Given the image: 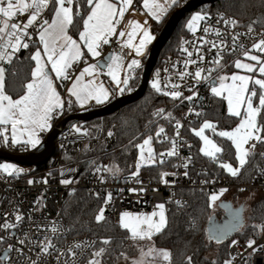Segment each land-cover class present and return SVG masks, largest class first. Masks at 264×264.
Segmentation results:
<instances>
[{
	"label": "built area",
	"instance_id": "obj_1",
	"mask_svg": "<svg viewBox=\"0 0 264 264\" xmlns=\"http://www.w3.org/2000/svg\"><path fill=\"white\" fill-rule=\"evenodd\" d=\"M31 9L23 14H18L11 22L25 23ZM208 17L201 21L195 32L187 34L182 43L174 52H170L163 57L162 63L157 71L160 81L161 95L165 92L179 91L182 93L180 98L174 99L177 108L176 121L183 126L178 129L180 135L176 136V121L173 123L171 130L165 129L160 140L167 143V146L159 151L166 153L171 147V140L178 141V157L167 156L159 157L167 164L174 160V163L167 170L160 173V181L153 182L150 177L139 173L138 177H133L131 173L113 175L111 172L104 171L103 166H109L107 161L94 162V157L83 158L81 162H69L66 155L71 151H94L98 146L102 150L95 153V157L104 156L111 152L117 144V136L112 133L109 135H95L90 133L86 128V122L65 124L56 138V149L48 162L49 166L33 174H12L0 171V226L7 220L8 223H16L15 228L5 230L0 227V257L1 254L8 250L12 245L13 250L9 251V260L2 261V264H31V261L37 260V254L40 252L39 245L46 242L45 237L50 239L55 245L51 249V254H41L38 264H85L89 253L96 245L97 239L94 236H75L72 229L62 214V208L67 196L75 194L77 191L84 189L90 194L104 197L102 207L105 212L111 214L115 223L119 224L121 214L127 211L141 212L143 215L159 212L158 204L165 205V216L168 220L167 204L169 201L183 202L185 197L177 192L184 188H196L208 190L211 193L225 191V199L228 195L241 192H264V156L257 166L254 177L249 182H237L227 176L211 174L205 163L190 162L189 167L185 169L183 164L188 162L186 158L192 157L190 142L186 138L185 127L194 126L203 116L204 111L208 108L209 102L216 95L211 91L213 81L217 80L218 72L225 70L230 64L234 63L238 57H242L244 51L264 53L253 49V43L264 38V28L253 27L254 31L249 33L248 26L238 24L236 28L225 25L223 19H235L233 15L221 11H204ZM203 12V13H204ZM48 8L43 10L36 25L30 27L28 32L30 39L25 37V41L30 43L38 33L39 23L44 19L50 21ZM223 18V19H222ZM208 30L205 32L204 29ZM219 30V35L217 34ZM236 33L241 35L236 36ZM235 37V43L234 38ZM187 41V43H185ZM223 42V43H222ZM213 43L216 45L213 47ZM242 46V47H241ZM99 49L103 53L110 52L128 61L131 56V48L120 43L115 38L107 44H100ZM187 49L188 51H184ZM234 49V50H233ZM188 52L193 55L189 57ZM217 53L222 57L220 64H214ZM203 56V60L199 59ZM194 60L196 63L185 64V61ZM78 65L74 64L69 72L72 76ZM198 68L205 69L201 74V79L197 80L194 73ZM208 69H213L211 72ZM181 73L189 75L181 76ZM204 77H207L206 79ZM218 82V81H217ZM175 86V87H173ZM195 93V95H194ZM171 97L169 95H165ZM192 96L189 101L185 97ZM172 98V97H171ZM66 101V106H68ZM191 110V111H190ZM200 113V115H196ZM204 123V122H203ZM202 125V124H201ZM201 125L198 128L199 130ZM79 129V130H77ZM7 135L11 137L9 130ZM245 145L249 148L250 144ZM259 142H256V150ZM0 150L12 154H28L36 150L31 145L5 144L0 138ZM3 158H0V163ZM101 170L98 172L97 168ZM187 171L188 176L183 173ZM167 172L170 175L162 178V173ZM175 173V175H171ZM103 178V179H102ZM71 181L69 184H62L61 180ZM33 183H29V181ZM47 181L46 183L44 181ZM140 182H137V181ZM167 180L168 183L163 181ZM144 188L146 191H139ZM137 189V191H131ZM112 194V199L105 203L108 193ZM232 200V198H229ZM228 199V200H229ZM19 213L23 219L19 222L15 220L16 214ZM158 220L157 217H153ZM58 228L56 233L51 231L53 226ZM146 227V226H145ZM24 240V244L19 243ZM236 244L230 246L231 264H264V231L260 232L259 238L256 239L252 248L247 246L237 238ZM80 244V248L75 245ZM72 248L76 252L73 258L68 249ZM22 249V253L16 251ZM56 249L59 250L56 251ZM253 249H257L253 251ZM60 252L64 255L60 256Z\"/></svg>",
	"mask_w": 264,
	"mask_h": 264
},
{
	"label": "snow or ice",
	"instance_id": "obj_2",
	"mask_svg": "<svg viewBox=\"0 0 264 264\" xmlns=\"http://www.w3.org/2000/svg\"><path fill=\"white\" fill-rule=\"evenodd\" d=\"M87 4L90 6V11L87 13L86 18L83 19V30L79 32V40L83 41L87 47L88 53L93 57L99 56L100 53L98 48L100 44L109 43V38L117 34V25L120 20L124 17L128 8L132 5L133 0H86ZM178 0H165V4H158L153 0L152 6L149 5V0H144V6L149 8L151 15L157 20H161V16L166 14L168 7L171 5H176ZM74 0H0V61L6 60L11 63L14 53L18 52L21 48L27 49L29 43L25 42V37L31 38L28 32L30 27L36 25L38 18L40 17L43 10L49 8L50 4L53 7L54 14L51 21L44 19L39 23L38 35L39 43L43 45V50L39 47L32 55L31 59L35 61L36 66L32 72V81L26 84V91L23 95L19 96L17 99H13L12 96L6 94L4 90V80H5V68L0 67V125L5 127L0 128V138L2 142L7 144L9 140L12 144H25L31 145L35 148L39 143L40 139L38 137V132H42L47 128L51 127L50 121L53 114L58 110L62 111L64 109V101L62 100L60 94L56 90L54 85V79L51 73H55V77L59 79H68L67 69L72 66L73 61L80 59L84 52L81 49L80 44L77 40L73 39L68 34L69 27L73 24V8L72 5ZM67 5V6H66ZM31 12L25 23L21 24L19 22L13 23L11 20L17 17L18 14H23ZM79 15V12L76 13ZM208 17V13L196 12L191 16L187 22V28L193 32L196 31V26L198 22L205 20ZM223 19V18H222ZM146 23V22H145ZM225 25H230L232 28H236L239 21L236 19H223ZM255 23V22H253ZM131 31L127 33L128 47H134L136 55H142L145 46L151 42L154 37L151 35L149 29L146 26L141 25L139 22L130 21ZM208 29L205 28L206 32ZM138 31H142V38L140 39L139 45L135 46L132 43V39L136 36ZM252 24L248 25V32H253ZM219 35V30H217ZM120 37H124L126 33L120 31L118 33ZM241 35L236 33V36ZM234 43H235V37ZM187 43V41L185 42ZM223 43V42H222ZM216 45L213 43V47ZM242 47V46H241ZM253 49L259 52H264V38L260 39L258 42L253 43ZM11 49V51H9ZM234 50V49H233ZM43 51V56H42ZM184 51H188L184 49ZM189 57L193 54L188 52ZM243 55L251 61L257 62L259 64L258 71L262 77H264V59L258 55H252L249 51H244ZM46 57V60L44 59ZM220 53H217V58L213 61L214 64L219 65ZM119 58L115 56H109L105 62V66L108 68V74L113 80L119 85L123 83L128 84V79L120 80L116 69L119 68L117 60ZM199 59L203 60V56ZM196 63L194 60L185 61V64ZM51 65L48 69V65ZM140 61L133 59L131 64L128 65L129 68L133 66H139ZM98 64H90L85 67L76 77L75 81L72 83L71 87L68 88V92L71 96L75 97L76 101L81 105H86L89 101L94 100L97 104L105 102L109 97V92L107 89L100 85L96 87L93 85V81H88L87 84L82 83L85 74L92 76L98 69ZM235 67L237 69H245L249 73H254L257 71L256 64L252 63H242L241 60L235 61ZM47 69V70H46ZM213 69H208L211 72ZM205 69L198 68L194 73L197 80L201 79V74ZM189 75V73H181V76ZM205 79L207 77H204ZM221 83L218 86H212L211 91L217 95L221 96L225 91H227V103L228 112L230 115L235 117H241V108H244V114L242 119L236 128L231 131H221L219 136L226 137L230 140L236 149L238 167H234L231 163H222L221 167L227 169L232 176H237L240 169L245 166L248 162L247 157L253 153L256 142L264 143V123H258V117L261 116L262 110H264V78H254L250 75H238L233 74L230 79L231 84H225L223 81L229 79V77L223 76L219 77ZM251 85V87H250ZM152 87L157 91H161V87L158 80H154ZM175 87V86H173ZM122 92L123 89H120ZM165 95L171 96L173 99L180 98L182 93L179 91L165 92ZM195 95V93H194ZM192 96L185 97V99L191 101ZM254 98H258V106H254ZM72 101H68V106L71 107ZM191 111V110H190ZM165 113V109H157L155 115H162ZM200 115V113H196ZM165 118H172L171 113L167 114ZM11 126V137L7 135L9 128ZM183 125L176 121L177 132L176 136L180 133L178 129ZM215 125L210 121H204L202 127L197 129H192L196 136H198L203 142L204 147L200 151L207 157L211 158L214 162L219 163L217 159V153L222 152V148L218 147L212 140L204 134L205 129H212L215 131ZM79 130V129H77ZM27 134V139L24 140L23 136ZM165 134V129L163 126H159L158 130L155 132V138L161 137ZM111 136L112 133L109 132ZM154 139L153 135H148L141 144L136 145L140 149L139 160L136 164V170L132 172L133 177H138L140 169L145 165H155L157 163L163 164L164 160L159 159V157H164L165 155L177 156L178 157V141L176 139L171 140V147L166 153L156 154L154 149L151 147L152 141ZM250 144L249 148H245V145ZM145 146L147 147V157H145ZM188 162L183 164V167L187 169L189 163L191 162V157L186 158ZM100 167L97 168L99 172ZM104 171L111 172L115 175L119 168L113 165L112 167L103 166ZM0 171L6 172L9 175L13 173H21L24 170L17 168L16 165L10 163H0ZM162 178L170 175L167 172L161 174ZM171 175H175L172 173ZM185 177L188 176V172L183 173ZM103 179V178H102ZM47 182L46 180L44 181ZM137 182H140L139 180ZM168 183L167 180L163 181ZM33 183V181H29ZM62 184H69L71 181L64 179L61 180ZM131 191H137V189H131ZM139 191L143 192L146 189L141 188ZM227 189H221L219 194H213L211 196V201L215 202L219 199V196ZM112 199V194L109 192L105 203L107 204ZM180 205V201H176ZM157 208L159 212H152L148 215L143 214H132L124 212L120 217V225L129 230L131 238L134 240H151L153 235L160 233L162 229L167 224L165 216V205L163 203L158 204ZM105 209L100 208L99 212L95 216L97 222L105 220ZM158 220H154L153 217H157ZM23 217L17 213L15 220L17 222L21 221ZM16 223H5L0 226L5 230L10 228H15ZM146 226V227H145ZM261 231H264V225H261ZM53 233L58 231V228L54 225L51 229ZM227 233H223L222 236L210 237L219 240L226 236ZM3 238L0 237V240ZM44 243L39 245L40 252L37 254L39 259L41 254H51L50 250L55 249V245L50 239L45 237ZM21 245L24 244V240H20ZM103 244L107 245L110 243L109 239H104ZM233 244L237 241L233 240ZM256 241L254 239H249L247 246L252 248ZM76 248H80V244L75 245ZM264 249V246H261ZM13 250V246L9 245L8 250L5 251L2 260H9V251ZM257 249H253L256 251ZM16 251L22 253V249H17ZM56 251L59 252L58 249ZM71 256L74 258L76 252L72 248L68 249ZM105 252V248L101 247L98 251L92 253V258L88 260V264H101V261L97 259L101 257ZM64 255L60 252V256ZM146 257H152L151 261L146 260ZM38 259L31 261V264H38ZM57 261L59 264V256H57ZM158 261L167 262V264H172V253L167 249H158L155 247H149L148 251L145 252L143 249L140 250V257L133 260L132 264H158ZM67 264V262H65ZM187 264H192V257H187ZM225 264H231L230 261H225Z\"/></svg>",
	"mask_w": 264,
	"mask_h": 264
},
{
	"label": "trees",
	"instance_id": "obj_3",
	"mask_svg": "<svg viewBox=\"0 0 264 264\" xmlns=\"http://www.w3.org/2000/svg\"><path fill=\"white\" fill-rule=\"evenodd\" d=\"M138 2L140 0H137ZM188 0H178L173 5L162 21L154 24L157 35L165 25L170 15L180 8ZM73 24L70 26V33L77 37L83 28V19L90 10L86 0H74ZM225 11L239 21L240 24L248 26L252 24L256 28H264V0H217L214 3L203 5L186 13L173 35L161 51L157 64L151 74L156 73L162 63L163 57L170 52H174L182 43L184 37L191 30L182 27L183 20L193 11ZM79 12V15L76 13ZM255 22V23H253ZM26 42V41H25ZM36 36L33 37L27 49L21 48L12 58L11 63H6V74L4 80V90L6 94L13 99L19 98L26 91V84L32 79L33 67L35 61L31 59L38 47ZM1 62V61H0ZM233 63L226 69H231ZM225 69V70H226ZM143 69L136 70L129 75L128 84L124 87L123 93L134 91L141 83ZM115 95L111 100L117 98ZM258 101V98H255ZM176 101L165 95L159 94L153 87L148 85L145 94L135 102L123 106L118 111L109 115L96 117L86 122L87 130L95 135H103L111 132L117 136L115 148L104 156L95 157V153L101 151L102 146L96 150L71 151L66 155L69 162H81L83 158L94 157V162L107 161L109 166H118L117 173L129 174L136 169L137 159V141L146 135H153L156 149L159 151L167 146L159 138H155V132L159 126L166 130H171L173 123L178 119ZM100 107L89 106L80 109L71 104L67 106L61 114V122L70 114L84 110H90ZM165 109L162 115H155L157 109ZM171 113L172 118H165ZM215 122L218 128H232L238 122L239 118L229 114L226 100L223 97L215 96L209 102L208 108L204 111L202 118L194 126L185 127L186 138L190 142L192 152L191 161L205 163L211 174L227 176L237 182H249L257 171L258 164L264 156V143H259L256 150L248 157V162L240 169L237 176H232L227 169L222 168V163H231L238 165L236 149L234 144L226 137L215 135V139L222 148L217 156L219 163L203 155L200 151L201 139L192 131L198 128L204 121ZM81 122V121H80ZM74 120L69 124L80 123ZM259 123H264V110L259 117ZM264 135V133H262ZM174 163L164 161L163 164L145 165L140 169V174L148 176L153 182L160 181V173L167 170ZM49 163L31 168L25 174H33L46 169ZM185 197V200L178 205L176 201H169L167 204L168 220L167 224L160 233L152 237V242L156 247L165 248L172 253V264H187V257H192V264H225L230 258V246L232 241L237 238L243 242L249 239H258L261 232V225H264V192L262 197L256 199L248 213L244 228L236 232L222 243L211 241L208 238L207 223L215 210L211 202V192L204 189L184 188L177 192ZM239 191L234 195L243 194ZM104 197L90 194L87 190L81 189L75 194L69 195L64 201L62 214L69 223L72 234L75 236L89 235L97 239L96 245L89 253L87 260L92 258V253L98 251L101 247L105 252L98 257L101 264H122L130 256L135 255L144 242L131 238L129 230L114 222L109 213H105V220L97 222L95 216L102 208ZM218 214V213H217ZM104 239H109L110 243H102ZM2 261H0V264Z\"/></svg>",
	"mask_w": 264,
	"mask_h": 264
},
{
	"label": "water",
	"instance_id": "obj_4",
	"mask_svg": "<svg viewBox=\"0 0 264 264\" xmlns=\"http://www.w3.org/2000/svg\"><path fill=\"white\" fill-rule=\"evenodd\" d=\"M216 1L217 0H188L170 15L151 45L147 60L143 66L141 83L134 91L123 93L100 107L68 115L51 129L42 145L37 147L33 152L28 154H12L0 150V158L13 160L23 165H43L48 162L54 154L56 149V138L63 126L69 121L74 120L76 122H87L96 117L114 113L123 106L140 99L148 88L151 74L157 64L162 49L173 35L182 18L187 12ZM109 56H112V53H104L98 60L97 64L102 68H106L105 62ZM213 84H217V80H214ZM218 206L223 213L221 216L213 214L209 218L207 223V232L209 240L222 243L245 225V206L242 204L235 206L231 200L225 199L220 201ZM105 213H107V211ZM225 232L227 235L223 236L219 242L215 238L210 239V237L222 236ZM5 251L1 254V257L4 256Z\"/></svg>",
	"mask_w": 264,
	"mask_h": 264
},
{
	"label": "crops",
	"instance_id": "obj_5",
	"mask_svg": "<svg viewBox=\"0 0 264 264\" xmlns=\"http://www.w3.org/2000/svg\"><path fill=\"white\" fill-rule=\"evenodd\" d=\"M113 2H116V0H113ZM155 2L158 3V4H165V0H155ZM152 4H153V0H149V5L152 6ZM172 6L173 5L168 7V11L171 9ZM72 8H73V5H72ZM48 10H49V14H50V16L52 18L53 14H54V10H53V7H52L51 4H50ZM168 11H167V13H168ZM73 14H74V8H73ZM166 14H163L161 16V20L160 21L163 20V18L166 16ZM86 16H85V18H86ZM73 17H74V15H73ZM51 18H50V21H51ZM130 21H136V22H139L141 25L146 26L149 29L151 35L154 37V39L145 46V49L143 50V54L142 55H139V56L136 55L135 48L134 47H130L132 53H131V56L128 59V61H123V59L121 57H119V56H117L115 54H112V56H115V57L119 58L116 61L117 64H119V68L116 69V71H117L118 76H119L121 81L124 80V79H128L129 75L133 74L136 70L141 69V68L143 69V66H144V64H145V62L147 60V56L149 54L151 45L154 42V40L156 39V37H157V33L155 31L154 24L156 22H160V21H157L151 15V13L149 11V8L144 6V0H140L139 2L137 0H133L132 5L128 8V10L126 11L124 17L120 20V23L117 25V34L113 35L112 37H110L109 41L111 39L115 38L120 43H122L124 45H127V41H128L127 33L132 30L131 26L129 25ZM69 30H70V27L68 29V34L73 39L77 40V42L81 46L82 51L84 52V55L80 59L73 61L72 66L66 70L67 74H68V77H69L68 79L56 78L55 77V73H51V75L53 76V79H54V85L56 87V90L60 94L62 100L64 101V105H65L64 109L62 111L58 110L57 112H55L53 114V117H52V119L50 121V124H52V128L60 122L59 118H60L61 114L63 113V111L65 110V108L67 107L66 104H65L67 100H71L72 104L75 105L76 107L80 108V109H84V108L89 107V106H98V105L102 106V105L108 103L109 101H111L113 96L123 94V91L121 92L120 89H124V87L126 86L123 83H120L118 85L117 82L115 80H113L112 77L108 74V71H109L108 68L107 67L106 68H102V67L99 66L98 69L96 70V72L92 76H89V75L85 74V76L83 77L82 83L87 84L88 81H93V85L96 86V87H99L100 85H103V87L108 90L109 97H108V99L105 102L100 103V104H97L94 100H92V101H89L86 105L81 106L76 101L75 97H73V96H71L69 94L68 88L71 87V85L75 81L76 77L79 76L80 72L85 67H87L90 64H97L98 60L100 59V57L104 53H103V51H101L98 48V51H99L100 55L93 57L90 53H88L85 43L83 41L79 40V35L77 37H75V36H73L70 33ZM82 30H83V28H82ZM120 31H124L126 33V35L124 37H120L118 35V33ZM36 38H37L38 44H39L38 47L41 50H43V45L39 43V35H38V33L36 35ZM141 38H142V31H138L136 36L132 39L133 45L138 46ZM9 51H11V49H9ZM16 53H14V55ZM14 55H13V57H14ZM42 56H43V51H42ZM44 59L46 60V57H44ZM133 59L139 60L140 64H139V66H133V67L129 68L128 65L131 64V61ZM6 63H8L6 60L0 62V67L5 68V74H6ZM74 64H77L78 67L75 70V72L73 73V75L69 76V72H70V70H71V68L73 67ZM35 66H36V63L34 65V67H33V70L35 69ZM50 67H51V65L49 64L48 65V69H50ZM32 79H33V77H32ZM32 79L30 81H32ZM0 127L3 128L5 126L0 125ZM7 127L11 131V126L8 125ZM48 129H50V128H47V129H45L42 132H38V137L40 139V143L36 146V148L39 147L40 145H42V143L45 141L46 136L49 133ZM23 139L24 140L27 139V134H25L23 136Z\"/></svg>",
	"mask_w": 264,
	"mask_h": 264
},
{
	"label": "rangeland",
	"instance_id": "obj_6",
	"mask_svg": "<svg viewBox=\"0 0 264 264\" xmlns=\"http://www.w3.org/2000/svg\"><path fill=\"white\" fill-rule=\"evenodd\" d=\"M196 12H201V13H203L202 10H195V11H193L188 17H186V18L183 20V22H182V27L188 29V28H187V22L189 21V19L191 18V16H192L193 14H195ZM200 22H201V21H200ZM200 22H198V24H197V26H196V29L198 28ZM250 53H251L252 55H258V56H260L262 59H264V56H263L262 54H260V53H254V52H250ZM261 53H264V52H261ZM236 60H241L242 63H252V64H256V66H257V71L254 72V73H249V72H247V70H245V69H237V68L235 67V62H234V63H233V66H232L231 69H226V70H223V71H220V72L217 73V75H216V79H217L218 82H217V84H213L212 86H214V85H215V86H218V85L221 83L219 77H223V76L229 77V79H227V80H225V81H223V82H224L225 84H231L232 81H231L230 77H231L233 74H238V75H250V76H253L254 78H264V77L261 76V74H260L259 71H258L259 64H257V62L249 60V59H248L247 57H245L244 55H243L242 57H238ZM236 60H235V61H236ZM154 80H158V81H159V78H158V76H157L156 73H154V74L151 76V78H150L149 85H150L151 87H152V83H153ZM159 84H160V81H159ZM250 87H251V85H250ZM216 96H217V95H216ZM218 97H223V98L226 100L227 109H228V103H227V99H226V97H227V91H225V92L223 93V95L218 96ZM254 106H258V101H255V98H254ZM241 113H242L241 117H238V118H239L238 122H237V123L235 124V126H233L232 128H229V129H227V128H218V127L216 126L215 122H212V123L216 126V127H215V131H213L212 129H205L204 134H205L206 136H208V138H209L210 140H212V141H213L218 147H220V145L218 144V142H217L216 139H215V135H216V134L219 135V132H221V131H231V130H233L234 128H236L237 125L239 124L240 120H241L242 117H243V114H244V108H241ZM259 117H260V116H259ZM259 117L257 118V119H258V123H259ZM210 122H211V121H210ZM202 125H203V123H202ZM202 125H201V127H202ZM0 128H1V127H0ZM51 128H52V124H51L50 129H48L49 132L51 131ZM147 136H148V135L144 136L141 140L137 141L136 145L141 144V143L143 142V140H144ZM201 142H202V146H201V148H202V147H204V142H203L202 140H201ZM147 147H148V146H145V153H144L145 157H147V154H148V153H147ZM151 147L154 149L155 153L158 154V150L156 149L154 139H153V141H152ZM136 148H137V147H136ZM220 148H221V147H220ZM101 150H102V149H101ZM137 153H138V154H137V159H136L135 165L137 164V162H138V160H139V155H140V149H138V148H137ZM218 154H219V153H217V156H218ZM203 155H204V154H203ZM236 156H237V154H236ZM237 162H238V159H237ZM1 163H10V164H14V165L17 166V168H19V169H23L24 171L21 172V173H19V174H25V173H27L31 168L36 167V166H30V165H23V164H20V163H18V162H16V161L9 160V159H3ZM232 165H233V164H232ZM233 166H234V165H233ZM238 166H239V164H238L237 166H234V167H238ZM108 167H110V166H108ZM135 170H136V169H135ZM135 170H134V171H135ZM130 173L132 174V172H130ZM13 174H17V173H13ZM219 193H220V192L212 193L211 196H212L213 194H219ZM262 193H263L262 191L245 192V193H243V194L237 195V197L234 195V194H235V193H234V194L228 195V196H227L228 198L225 199V198H226V197H225V193L223 192V194L219 196V199H218V200H216L215 202L211 201V202H212V205H213V208H214V210H215L214 214H217V213H218L217 215H218V216H221L223 212H222V210L219 208L218 203H219L220 201L224 200V199H225V200H228L229 198H232V200H231V199H229V200H231L235 206H238V205H240V204H242V205L245 206V221H246L247 218H248V213H249V211H250V207H251L252 203H253L256 199L261 198L262 195H263ZM127 212H128V213H132V214H142L141 212H132V211H127ZM104 214H105V213H104ZM243 228H244V226H243L241 229H243ZM241 229H240V230H241ZM141 241L144 242L143 247H140L139 250H138V252H137L135 255L130 256L129 259L126 258V259L122 262V264H132L133 260L138 259V258L140 257V250H141V249H143L145 252L148 251V248H149V247H155V248L161 249L160 247H156V246L153 244L152 240H141ZM162 249H165V248H162ZM89 259H91V258H89ZM89 259H88V260H89ZM152 259H153L152 257H146V260H148V261H151ZM88 260H86L85 264H88ZM158 264H167V262L158 261Z\"/></svg>",
	"mask_w": 264,
	"mask_h": 264
}]
</instances>
